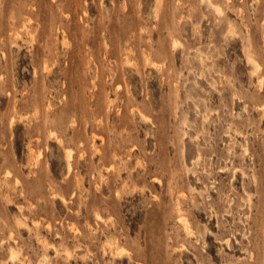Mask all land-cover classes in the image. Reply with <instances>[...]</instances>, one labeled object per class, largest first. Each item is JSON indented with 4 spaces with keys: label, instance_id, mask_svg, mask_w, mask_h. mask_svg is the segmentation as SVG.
<instances>
[{
    "label": "rangeland",
    "instance_id": "obj_1",
    "mask_svg": "<svg viewBox=\"0 0 264 264\" xmlns=\"http://www.w3.org/2000/svg\"><path fill=\"white\" fill-rule=\"evenodd\" d=\"M0 264H264V0H0Z\"/></svg>",
    "mask_w": 264,
    "mask_h": 264
},
{
    "label": "bare ground",
    "instance_id": "obj_2",
    "mask_svg": "<svg viewBox=\"0 0 264 264\" xmlns=\"http://www.w3.org/2000/svg\"><path fill=\"white\" fill-rule=\"evenodd\" d=\"M179 45H180V44H179ZM250 59H251V58H250ZM256 66H257V65H256ZM256 66H255V67H256ZM257 67H258V66H257ZM142 116L144 117V115H142ZM69 153H70V152H69ZM69 157H70V156H69ZM68 162H69V161H68ZM69 165H70V164H69ZM68 168H69V167H68ZM180 221H183V220H180ZM184 229H185V228H184ZM13 257H14V255H13ZM14 258H16V257H14ZM14 258H13V259H14Z\"/></svg>",
    "mask_w": 264,
    "mask_h": 264
}]
</instances>
